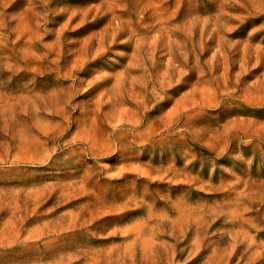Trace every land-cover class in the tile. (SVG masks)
I'll return each mask as SVG.
<instances>
[{
  "label": "rangeland",
  "instance_id": "rangeland-1",
  "mask_svg": "<svg viewBox=\"0 0 264 264\" xmlns=\"http://www.w3.org/2000/svg\"><path fill=\"white\" fill-rule=\"evenodd\" d=\"M0 264H264V0H0Z\"/></svg>",
  "mask_w": 264,
  "mask_h": 264
}]
</instances>
